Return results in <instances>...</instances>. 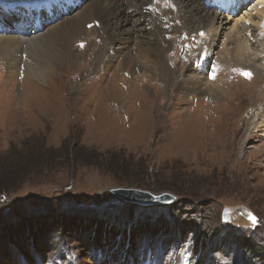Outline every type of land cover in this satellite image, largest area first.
I'll list each match as a JSON object with an SVG mask.
<instances>
[{"label":"rangeland","instance_id":"1","mask_svg":"<svg viewBox=\"0 0 264 264\" xmlns=\"http://www.w3.org/2000/svg\"><path fill=\"white\" fill-rule=\"evenodd\" d=\"M25 1L31 0L0 3ZM252 1H243L222 15L221 39L209 71L211 77L227 78V95L222 99L174 89L140 68L131 73L135 90L130 97L125 90L130 86V67L123 65V54L114 55L113 47L107 52L111 61L104 58L95 64L101 42L96 20L84 26L95 27L96 34L70 42L69 50L83 53L82 58L75 62L65 58L52 80L46 76L44 87L23 74L25 52L17 54L22 57L19 67L0 58V226L31 214L61 211L98 218L128 216L129 222L138 215L173 220L172 207L179 218L177 242L171 238L165 243L156 234L136 239L132 232L123 246L99 244L94 250L77 234L71 238L54 234L50 241L40 233L28 241L0 240V264H264V36L258 42L247 36L252 47L245 56L222 55L231 49V41L243 38L242 33L236 38L223 37L224 33H234L231 26L237 18L243 20L245 9L254 14L255 2L257 10L262 7L260 0ZM84 2L69 0L58 18L54 8L52 13L30 11L41 14L44 30ZM16 14L3 9L2 16L11 21ZM26 19L29 27L33 20ZM246 24L254 25L245 19L239 27ZM200 31L193 33L196 40L190 43L177 38V46L166 54L168 68L183 74L193 71L188 61L203 42ZM213 82L202 85L211 90ZM245 87L246 95L241 96ZM116 187L168 191L178 201L169 207L130 206L107 192ZM224 207L247 209L249 216L256 217L255 223L243 215L235 225L223 224ZM227 232L244 233L250 242L210 246ZM151 240L155 244L147 245Z\"/></svg>","mask_w":264,"mask_h":264},{"label":"bare ground","instance_id":"2","mask_svg":"<svg viewBox=\"0 0 264 264\" xmlns=\"http://www.w3.org/2000/svg\"><path fill=\"white\" fill-rule=\"evenodd\" d=\"M68 1L34 0L6 5L5 7L9 9L17 10L18 15L12 24L3 22L0 18V58H3V63L19 67L20 60H22V57H19L22 52H25L28 60L23 63V74L33 77L34 80L38 81L36 83H40L44 87L46 76H52L51 78L48 77L52 80L57 75V68L63 65L65 58L68 60L70 58L75 62L77 58L81 57L83 53L69 50L70 42L81 35L96 34L98 31L95 27L89 30L84 27L96 20L100 24L98 37L101 42L96 48L95 64H101L104 58L111 61L109 58L111 56L107 52L113 51V47H115L114 55L123 54V65L125 68L130 67L128 69L130 74L135 72V68H140L147 73L153 72L154 77L156 76L158 80L161 79L165 85H170L174 89L176 87L190 93L192 91L195 93L204 92L205 95L211 94L220 99L227 95L225 89L227 78L223 80L221 75L211 83L212 87L209 90L204 89L202 85L206 82V76L198 74L194 64L190 74L180 73L176 68H168L166 54L173 45L177 46L175 43L177 38L179 37L181 41L187 40L190 43L191 40H196L193 33L199 30H203L205 33L202 47L212 51V55H214L218 47L217 41L223 30L221 26L223 13L206 7L205 0H160L163 4L161 2L156 3L155 0H85L79 8H75L63 19L50 23L44 30L34 24L32 28L21 33L20 27L27 23L26 14L30 10L36 9L39 5L41 8H49L50 10L54 8L58 11L56 16L58 18L59 12L66 10ZM215 1L221 3V0ZM245 1L248 2V0ZM257 3L262 5L259 10L256 9L255 2L253 5L254 14L245 9L243 16H241L243 20H250L254 25L246 24L239 27L243 20L240 21L237 18L231 26L234 33L229 31V33H224L223 37L229 34L234 38L242 33L241 37L243 38L241 41H231V49L226 48L225 54L222 55L233 54L240 57L244 55L245 51L252 47L249 39L247 40L248 35L255 42L259 41L257 39L260 36L258 31H264V0ZM2 9L3 5L0 4V11ZM188 29H194L193 33H189ZM163 44H166V47H162ZM17 54L20 56L18 57ZM37 57H39L40 62H38ZM63 72L65 71L63 70ZM137 75V79L141 77L140 74ZM130 76V86L127 87L126 85L125 90H128L130 97H132L135 84L133 82L134 75L131 74ZM246 88L248 87L241 91V96L246 95L244 94L247 91ZM156 90L160 91L161 89L157 88ZM147 100L144 104H147Z\"/></svg>","mask_w":264,"mask_h":264},{"label":"trees","instance_id":"3","mask_svg":"<svg viewBox=\"0 0 264 264\" xmlns=\"http://www.w3.org/2000/svg\"><path fill=\"white\" fill-rule=\"evenodd\" d=\"M193 209L194 206L192 205L191 210ZM169 213H171L169 215L176 218L171 220L169 216H165L164 218L161 215L153 220L149 216L138 215L133 217L129 222L128 216H121L120 218H98L96 215L89 217L87 214L80 212L65 213L61 211L56 214H31L18 222H13V224L7 223L6 225H1L0 240L8 241L7 243H13L16 237H21L23 240L26 238L28 241V238L30 239L32 236L36 237V234L40 233V236L46 237L50 241L54 234L57 236H66L67 238H71L77 234L79 236L83 235L86 239V245L90 246L91 250H94L96 247V249L99 248V244L119 245L120 242V244L123 246L125 245V241L129 238V232H132V234L136 235V239H138V237L141 235L143 238H146L145 235H149L151 238L153 234H156V236L161 237V241L168 243L171 238H178L176 227L179 220L177 215L175 216V214L172 212V207L169 208ZM180 215L183 216V214ZM120 227V232L122 231V238L120 237V233H118L117 230ZM130 228H132L131 231H129ZM96 229L98 231V235L95 234ZM242 235H244V233L234 235L230 232H227L225 235L217 236L215 239H213L210 243V246L216 247L219 245L220 247H223L225 243L229 242H235L238 243V245H240V242H243L244 244L250 242L247 235L244 237ZM146 244H155V242L151 240L150 242H146ZM249 245L251 246V244ZM246 246L248 245H245V247ZM251 250L253 252L258 251L254 248H251Z\"/></svg>","mask_w":264,"mask_h":264},{"label":"water","instance_id":"4","mask_svg":"<svg viewBox=\"0 0 264 264\" xmlns=\"http://www.w3.org/2000/svg\"><path fill=\"white\" fill-rule=\"evenodd\" d=\"M107 192L122 201L123 204L130 206L146 207H166L174 205L178 198L171 192L163 191L154 193L139 188L130 187H116L110 188ZM235 209V207H224L221 211V221L225 225H235L239 216L248 215V210L242 208ZM249 216V215H248Z\"/></svg>","mask_w":264,"mask_h":264},{"label":"snow or ice","instance_id":"5","mask_svg":"<svg viewBox=\"0 0 264 264\" xmlns=\"http://www.w3.org/2000/svg\"><path fill=\"white\" fill-rule=\"evenodd\" d=\"M245 75H250V73H244ZM249 218L255 223L256 217L250 215Z\"/></svg>","mask_w":264,"mask_h":264}]
</instances>
